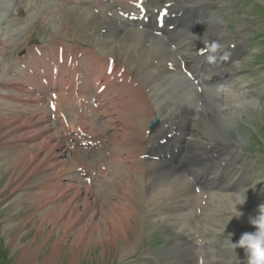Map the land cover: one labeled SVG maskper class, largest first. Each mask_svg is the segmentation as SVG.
<instances>
[{
	"label": "rangeland",
	"instance_id": "obj_1",
	"mask_svg": "<svg viewBox=\"0 0 264 264\" xmlns=\"http://www.w3.org/2000/svg\"><path fill=\"white\" fill-rule=\"evenodd\" d=\"M63 1L65 0H0V42L8 44L7 55L0 57V103L2 104L0 110L4 105H8L7 108L11 113L5 118L0 117L2 122L0 163L3 166L7 163L4 161L13 163L15 159L23 163L20 167H12L10 175L5 173L6 170L0 169V264H248V250L239 246L238 241L242 234L256 231L255 226L250 223V217L257 215L258 207L264 205V0H201L202 9L205 8L202 15V29H200L202 56H197L195 63L197 72L191 74V77L188 76L196 90L202 93V101L192 106L193 111L196 112L203 108L205 95L210 92L208 88L220 90L223 87L220 81L211 83V87L206 84L212 81V76L209 75L212 71L216 70L217 73L229 71L233 73L231 76H244L252 80L249 85L251 90L257 93L255 95L257 105L247 109L241 107L240 109L243 110L241 116H234L236 124L231 125L225 133L226 138L236 141L241 146L249 162V166L242 165L243 162H239L240 165L236 166L235 163L231 165L228 161L225 176L228 175L227 173H232L244 177L246 184L241 185L239 180L240 183L232 191L237 200H220L203 194L199 197L204 212L209 209L206 206L213 205L209 209L211 215L207 218L212 220L206 221L210 240L206 241L207 246L200 251H195V248L189 246L182 252L175 245L174 237L167 232L165 224L153 219L146 211L140 243L129 256L124 257L118 255L116 251L106 252L107 247L105 249L106 245L101 241L102 239L99 235L94 236L99 225L108 222V217H111L115 211L114 207L120 206L123 202L121 198H124L126 192L124 187L131 186L133 181L141 186V181L139 184L137 181L138 174L143 175V178L146 174L145 168L141 167V160L145 158L144 156L149 157L148 153L142 155L145 134L158 131L160 128V123L153 127L156 118H151L150 112V116H146L145 111L139 114L135 109L136 105H131L133 103L131 95L134 89L144 86L162 95L163 90L170 87L173 77L159 73L158 70H151L147 75L145 67L142 69L144 63L137 62L136 65L132 63L130 66L121 60L117 61L116 64L119 63V66L112 69L107 79L101 78L96 83V75H99L98 67H92L95 65V59L90 53V44L93 45L95 41L88 42L86 36H83V27L75 29L79 24L76 18L80 17L77 5L82 3L81 1L92 0H66L73 5L71 6L73 10L68 15L63 13L62 8L65 3ZM130 1L132 0L126 2ZM191 1L199 0L187 2L193 4ZM114 9L116 8L110 7L115 15L117 10L114 12ZM147 9L152 11L154 27H161L160 30L155 27V31L161 35V32L167 28L168 18H171L168 8L164 5L161 10H166L165 13L161 10H155L153 13L154 3L151 2L147 8L145 7L142 15H148ZM120 16L122 17V13L119 14ZM145 20L144 23L148 22ZM145 24L148 26L149 23ZM216 25L218 27H215ZM169 26L175 28L173 24ZM178 26L180 24L176 22V28ZM91 28L92 25H87L86 29L91 32ZM101 32L102 36L98 37L101 44L103 36L114 39V36L119 35L109 30ZM120 40L118 43L121 42ZM0 46L2 49L3 45ZM145 46L148 51L145 50V59L148 55L152 61L166 60L163 46L155 43H147ZM214 47L216 49H213ZM100 51L104 54L105 49L102 48ZM82 54H86L87 57ZM227 54L232 61L229 65L220 68L222 59ZM77 60H79L81 76H76L77 69L71 76L72 69L77 67L74 65ZM99 61L103 64L110 63L108 59ZM39 62L41 63L38 64ZM120 67L122 75L126 71L134 73L130 76H116L121 74V71L116 73ZM86 68L89 71L88 76ZM105 68L103 67L102 70ZM108 68L107 63V71ZM209 68L212 71H209ZM76 77L79 80V87L85 93L80 95L81 99L83 98V108L79 111V116L70 109L66 100L61 101L60 96L57 97L63 91L75 94L73 83ZM85 82L94 84L91 85L88 93L85 92ZM57 84L61 85L62 90ZM101 88L106 92L103 90L100 93ZM96 93H100L98 101H85L86 97H92L93 100ZM169 94L160 97L164 105L161 113L172 116L178 107ZM97 103H102V106L97 108ZM126 103L131 105L130 109ZM232 107L231 102H226V109ZM127 113L131 115L134 113L136 117L132 115L134 119H131L133 117ZM138 115H145L149 121L148 124L146 123L149 128L146 125L143 129L146 130L145 133L143 132L144 137L143 135L137 137V133L134 135V129H131ZM79 118L82 119L79 121ZM4 119L8 122H4ZM180 119L175 120V123L183 121L184 117L181 116ZM191 120L199 126L193 133V141L199 149L194 148L191 152L196 153L200 150V153H206L203 141L208 140L207 130L204 128V124L208 125V119ZM123 121H127L128 125L123 124ZM176 126L181 128V125ZM170 133L175 134L176 131ZM131 141L133 142L130 143ZM160 142L162 143L161 140L158 141ZM216 142L221 143V140ZM178 152L180 154L177 157L167 155V151L164 153V158L168 160L167 164H170L171 169L179 166L183 161L185 150ZM215 157L216 159L209 157L205 162H200L199 157L195 159L201 167H208L209 173L213 174L219 171V166L225 159L217 155ZM140 162L141 166H139ZM2 166L0 165V168ZM20 172L21 174L17 175ZM82 172L87 175L86 178L82 177ZM152 173L150 181L151 187L156 191L155 201L165 200L168 208H174L178 199L184 194L181 192L184 179L182 180L179 175L169 178L164 174H168V171L156 168H153ZM133 176L135 178L132 179ZM91 177L96 178L95 181L84 180ZM143 178L141 176L140 180ZM128 181L130 184H127ZM122 182L124 187L121 186ZM7 183H10L8 190H6ZM250 187L254 192L248 194ZM191 190L193 191L194 187ZM144 194L145 199L149 197L146 192ZM192 195L196 198L197 193L194 192ZM38 196L41 197L37 198ZM240 196L243 199L241 202L238 201ZM193 197L190 199H194ZM35 206L37 208H33ZM158 207H164V204L159 203ZM230 207L242 214L243 223H237L236 227L227 222L215 224L224 232L223 236H219L214 230L213 219L222 212L220 210ZM9 222H13L12 231L8 230L10 227L7 228ZM202 233L207 236L204 228Z\"/></svg>",
	"mask_w": 264,
	"mask_h": 264
},
{
	"label": "bare ground",
	"instance_id": "obj_2",
	"mask_svg": "<svg viewBox=\"0 0 264 264\" xmlns=\"http://www.w3.org/2000/svg\"><path fill=\"white\" fill-rule=\"evenodd\" d=\"M126 1H128V0H126ZM126 1L125 0H98V1L92 0L91 2L81 1L82 3L77 5V10H78V13L80 12V17L76 18L78 20L76 22H79V24L77 26H75V29L76 28L79 29L80 26L83 27L84 28V35L83 36H86V38L88 39V42L91 43V41L92 42L95 41L93 45L90 44V50H91L90 53H92V56L95 59L94 60L95 65L92 67H94V68H96V66L98 67L97 70H98L99 75H96V78H97L96 83L101 78H103V79L108 78V75H110L112 69H115L119 66L118 65L119 63L116 64L117 61L122 60V62L124 64L126 63L130 66H132V63H134V65H136L137 62H141V64L144 63L142 65V69H143V67H145L144 70H145L147 75L149 73H151L150 72L151 70H158L157 72H159V73H164L166 75L173 77L172 81L170 80L171 81V83H170L171 85H169L170 87H168V89H166V90H163L164 92L162 95L170 93L169 96L171 98H173V101L175 102V106L178 107V109H176L173 112L172 116H170L169 114L163 115L161 112H162V109L164 108V105L160 101V97H162L161 94L154 92L153 90H151V88L146 87V86H144L143 88H140L138 86L139 88L137 90L134 89V90H136L135 92L133 90V93H132L133 95H131L133 103H131V105L132 104L136 105L135 109H137L139 111V114L141 112L144 113V111H145L147 113L146 116H150V114H151L152 115V116H150L151 118L153 117V118L158 119L159 123H160V128L158 131L149 132V134H145V138H144V139H146L145 143L142 144L143 146L141 145L142 147H144V149L142 151V153H143L142 155L144 156L147 153L149 155V157L144 156L145 158L141 160L142 166H141V162L139 164V166L145 168L144 173H146L144 175L145 178H143V175L138 174L139 180H137V181H138V184L141 181V184H140L141 186L136 185L135 181L132 180L134 185L132 183L131 186L128 185L129 187H124L123 186L124 182H122L121 186L126 188L125 189L126 190L125 196H124V198L123 197L121 198V199H123V202L120 204V206L117 205L118 207L117 206L114 207L115 211H113L111 217H108L109 220L107 218L108 222H102L99 225L98 229L96 230L94 237H97V235H99L100 239H102L101 241H103L104 244L106 245L105 249L107 247L106 252H112L113 253V251H116L117 254L120 255L121 257L129 256L132 253V251L136 247H138V245L140 243V240L142 238V233L144 231V225H143L144 214L147 211L152 216L153 219H156L158 222L165 224V227L167 228V232L172 237H174L175 242L182 244L181 246H179L178 244L175 243V245H177L178 248H180L182 250V252L185 251V249H187V247H189V246L192 248H195V251H200L202 248L207 246L206 241L210 240V237L208 236L210 234V232H209L208 227L206 225V221L212 220V219H207V218L209 215H211V211H209V209L212 208L213 205L206 206V207H209V209H206L204 212L203 211L204 209H202V207H203L202 202L200 201L199 197H201L203 194V195H208L209 197H212L215 199H220V200H222V199L237 200L233 196L232 191H234L236 189L235 187L240 183L239 180H241V183H240L241 185L246 184L245 183L246 178H244V177H240L238 175L235 176L232 173H227L228 175L225 176L226 168L228 167V164H227L228 161L230 162L231 165L233 163H235L237 166V165H240L239 162H243L242 165L249 166L247 156L242 152L241 146L236 141L231 140L229 138H226L225 133L227 132L228 128L231 125L236 124V122H234V116L235 115L241 116L242 111H243L240 109L241 107L244 109H247V107L253 108V106L257 105L258 101H257V98L255 96V95H257V93H256V91H252L251 87L249 85V82L252 80H250L244 76H231L233 73H230L229 71L228 72L226 71V73H223V71L217 73V71L215 70L213 72L212 69L209 68V71H212L209 74L210 76H212V81L207 82L206 84L209 87H211L210 86L211 83H213V82L219 83V81H220V84L223 87L220 90H217V88L215 90H211L210 88H208L207 90H209L210 92L205 95L203 108L199 112L193 111L192 106L194 104H196V102L202 101V93H199L196 90L194 84L192 83V81L189 78L192 76L191 74L197 72L196 71L197 64H195V63H197V56H202V48H203V46H202V32L200 29H202L201 23H202L203 11H204L203 9H205V8L202 9V1L201 0H199L200 2L199 1H194V2L191 1V3H193V4H189L190 2L189 3L187 2L189 0H143V5H142L143 11H141V9L136 6L137 3L139 2V0H132L130 2H126ZM63 2H65L63 5V8H62V9H64L63 13L65 15H68L73 10V8L71 7L73 5H71V3L69 1H66V0ZM151 2L154 3L153 13L155 12V10H161L162 8H164V5H165V7L168 8V11H169L168 12L169 17H171L170 19L168 18L167 28H165L161 32V35H159V33H157V31H155L156 26L154 27L153 19L151 16L152 11H150L151 9L150 10H148L149 8L147 9L148 15H146V16L142 15V13L145 11V7L147 8V5L151 4ZM169 5H171V6L169 7ZM110 7L116 8V9H114V12L117 10L115 15L112 13L113 11L110 10ZM74 8H76V7H74ZM161 11H163L165 13L166 10L163 9ZM120 13H122V17L121 16L119 17ZM160 15H162V14H160ZM149 16H150L151 20H150ZM214 16H215V14H214ZM173 17H175V19H173ZM217 17H219V16L217 15ZM66 18L68 19V17H66ZM146 18H149L148 26H146V24H145L146 22L144 23V20ZM69 20L71 21V18ZM72 20L74 22V19H72ZM178 20H180V26H178L176 28V22ZM140 24H141V27H140ZM170 24H173L175 26V28H170L172 26V25L169 26ZM87 25H92L91 32H89V30L87 31V29H86ZM215 27H218V25H216ZM104 30H107V31L109 30V31L114 32V33H119V35L117 34L116 36H114L115 37L114 39L108 38L107 36H103V38H102L103 41L101 44L98 37H99V35H101V33H102L101 31H104ZM82 31H83V29H82ZM118 40H120L121 42L118 43ZM144 42L146 44L147 43H155V45L159 44V45L163 46L165 48L166 60H164V61H160V60L159 61H155V60L152 61L151 60L152 58L150 59L148 55H147V58L145 59L144 56H145V52L147 51V49L145 46L146 44H144ZM139 43H141V44H139ZM229 43H233V42H229ZM0 45H3L2 49H0V57L6 56L7 55L6 50L8 48V44L1 41ZM61 45H63V44H61ZM120 46H123V47L120 49L119 48ZM0 48H1V46H0ZM102 48L105 49V51H103L104 54H102V51H100ZM92 49H93V51L94 50L95 51L93 52ZM148 49H150V48H148ZM213 49H216V48L214 47ZM204 51L210 52L211 50H204ZM218 52H220V51H218ZM151 53H152V51H151ZM162 54H163V52H162ZM151 55H150V57H151ZM82 56L87 57L86 54H82ZM153 57H155V56H153ZM102 58H104V60L105 59L110 60V63L107 62L109 64L108 71H107V63L105 62L103 64V62L99 61L100 59H101V61H104ZM155 58H157V57H155ZM230 58L231 57L228 54L225 57H223L222 63L220 62L221 65L219 67L221 68L222 66L229 65L230 62L232 61V59L230 60ZM234 61L235 60H233V63H234ZM40 63L41 62H39L38 64H40ZM78 63H79V60H77L75 62L74 65H77V67H74L72 69V73H71L72 75L71 76H73V74H74L73 72L76 69H77L76 76H81V74L79 73L80 65ZM87 63L91 64V62H89V61H87ZM103 67H106L105 70H102ZM28 68H30V67H28ZM31 68H33V67H31ZM125 68H126V66H125ZM136 68H138V67H136ZM138 69L141 71L140 68H138ZM34 70H36V69L34 68ZM120 71H121V74H116V76H130V74H131L129 71H128L129 73H127V71H126V73L125 74L123 73V75H122V68L121 67H120L119 71L116 73H119ZM10 72H12V71H10ZM46 73H43V74L46 75ZM86 74H87V76L89 74V71L87 70V68H86ZM158 75H160V74H158ZM153 76H155V75H153ZM148 78H150V77H148ZM168 79H170V78H168ZM126 80H128V79H126ZM153 81H151L152 84H153ZM43 84L45 85V80H43ZM57 85L62 90L61 85H59V84H57ZM85 85H86L85 86V88H86L85 92L86 93L90 92L91 85L94 86V84L89 83V82H85ZM104 85H106V84L104 83ZM79 86H80L79 80L76 77L75 81L73 83V87H74L73 90H74L75 94L71 93V92L63 91L61 94L65 93L64 95L61 96V94H59L57 96V97L60 96L61 101H62V99L66 100L68 105H70L69 106L70 109L75 111L76 114L78 113V116H79V111H81L83 108V98L81 99L80 95L82 96V94H85V93H83L84 91H82V89ZM148 86H150V85H148ZM102 91L106 92V90L104 88L100 89V93ZM158 92H160V91H158ZM40 93H42V92H40ZM100 93H96V97H94L93 100H92V97H86L85 101L86 100H88V102L98 101L97 99L99 98L98 95ZM129 95H127V97ZM131 97L130 96L128 97L129 100H131L130 99ZM170 99H169V101H170ZM226 102H231L233 104L232 109L231 108H228V109L225 108ZM101 104L102 103H99V104L97 103V106H98L97 108H100L102 106ZM126 105H128V104L126 103ZM131 105L129 104L127 107L129 108ZM148 106H150V107L148 108ZM7 107H8V105H4V108H2V110H0V113H1L0 117L5 118L6 116H8V114L11 115V113H9V109ZM132 109H133V107H132ZM135 109H133V110H135ZM97 111H99V110H97ZM125 111H127V110H125ZM127 112H130V111L128 110ZM149 112H150V114H149ZM130 113H127V114L130 116H132V115L135 116L134 113H137V112L134 111V113L132 115ZM167 113H168V111H167ZM130 116H129V119H130ZM146 116L145 115L144 116L138 115L136 118V122L130 121L131 123L132 122L135 123L134 125L132 124L133 126L131 129L135 130V131L133 130V132H134V135L137 133L136 134L137 137H138V135H140V136L143 135V137H144V133L146 132V130H143V129L148 124L147 123L148 119L146 118ZM181 116L184 117V120L181 122L175 123V120H178V121L181 120L180 119ZM126 117H127V115H126ZM81 119L82 118H79L78 120L80 121ZM131 119H134V117ZM191 119H198V120L199 119H201V120L208 119V125L204 124V128H206V130H207L208 140L205 141L203 139L204 140L203 145L207 150L206 153H200L199 152L200 150H198V152H196V153L194 151H193L194 153L191 152V150H193L194 148L199 149L197 147L196 143L193 141V136H194L193 133L196 132V129L199 126H197L195 121H192ZM3 121L8 122V121H5V119ZM127 121H125V122L123 121V124L126 123ZM40 122H41V120H40ZM1 123L2 122H0V124ZM176 125H181V128L176 126ZM147 127H148V125H147ZM148 128H146V129L148 130ZM154 130H156V129H154ZM175 131H176L175 134L170 133V132H175ZM126 132L127 131H125V133ZM123 137H124V135H123ZM133 139H135V138H133ZM160 140L162 141V143L161 142L158 143V141H160ZM216 140H221V143L216 142ZM128 141H129V139L127 140V142ZM132 142L133 141H131L130 143H132ZM130 143H129V145H130ZM142 147H141V149H142ZM115 150H117V149H115ZM135 150H137V149H134V151ZM152 150L155 151V153H153ZM180 150H182V151L185 150V153L183 155V161L179 164V166L177 165L175 168H172V169L169 168L170 164L169 165L167 164L168 160H165L164 153L167 151V153H166L167 155L171 154V156L177 157L178 154H180V152H178ZM210 150H211V153H210ZM216 155L220 158L225 157V159L222 160V162H221L222 165L219 166V171L215 172L213 174L209 173L208 167H206V166L201 167V165H199V163L195 159V157H199L201 159V160H199L200 162H205L206 161L205 159H207L209 157L216 159V157H215ZM130 159H132V158H130ZM4 162H7V163L4 164L3 166L0 163V165L2 166L0 169L2 171L6 170V172H5L6 174H8L10 172V170H12V167H14V166L20 167L23 164L22 162L19 161V159H17V160L15 159V161L13 163H8L9 161H4ZM24 165H25V163H24ZM153 168L168 171V174H166V173H164V174L169 178H172V177H175L176 175L177 176L179 175L182 177V180L184 179L183 184L181 183L183 188H181L182 190L180 189L181 192H184V194L182 193L183 194L181 196L182 198L178 199L177 205L174 208H172V207L168 208L167 201H165V200L159 199L158 201H155L154 196H155L156 191H154V188L151 187V181H150L151 176L153 174L152 173ZM23 169H25V168H23ZM10 173H9V175H10ZM138 173H140V172H138ZM20 174H21V172L18 173L17 175H20ZM13 175H14V172H13ZM135 175L137 176V172ZM134 176L132 177V179L135 178ZM141 176L143 178L142 180H140ZM82 177L86 178L87 175L84 172H82ZM105 177H106V175H105ZM124 177H125V174H124ZM95 179L96 178L91 177V178H87L84 180L87 182L88 181L93 182V181H95ZM111 179H113V178H111ZM118 179H116V180H118ZM119 180L125 181L124 179H119ZM11 181H13V179ZM8 184H10V183L6 184L7 185L6 190L9 189ZM110 184H113V183L110 182ZM110 184H109V186H111ZM127 184H130V182ZM192 187H194L193 191L191 190ZM165 188L167 189V187H165ZM186 188L187 189L190 188V190H187ZM122 192H124V190ZM144 192H146L147 195H149V197H147L146 199L143 197L145 195ZM194 192H195V194L197 193L196 198H194L192 195V193H194ZM247 192H248V194L253 193L254 189H252V187H250ZM3 193H5V192H3ZM38 195H40V194H38ZM39 197H41V196H38L37 198H39ZM191 197H193L194 199H190ZM242 200L243 199L240 196L238 198V201L241 202ZM159 203H163L164 207H158ZM33 208H37V206H35ZM198 208H199V210L197 211ZM201 209H202V211H201ZM52 210H54V209H52ZM220 211H222V212L213 219L214 230H215L217 235H219V236L224 235V232L219 230L217 228V226H215V224H217V223L227 222L233 227L234 226L236 227L237 223H241V224L243 223L242 214L238 213L235 209H233V207H230V209H224V210H220ZM202 213L204 215H202ZM12 223L13 222H9V224L7 225L8 226L7 228L10 227L8 229L10 231H12V229H11ZM22 224L21 225L24 226L23 222H22ZM203 228L205 229V233L207 234V236H204V233H202ZM130 238H131V240H130ZM13 240H15V239H13ZM13 244H15V243L13 242Z\"/></svg>",
	"mask_w": 264,
	"mask_h": 264
},
{
	"label": "clouds",
	"instance_id": "obj_3",
	"mask_svg": "<svg viewBox=\"0 0 264 264\" xmlns=\"http://www.w3.org/2000/svg\"><path fill=\"white\" fill-rule=\"evenodd\" d=\"M256 231L242 234L238 245L248 250V264H264V205L258 207V214L250 217Z\"/></svg>",
	"mask_w": 264,
	"mask_h": 264
},
{
	"label": "snow or ice",
	"instance_id": "obj_4",
	"mask_svg": "<svg viewBox=\"0 0 264 264\" xmlns=\"http://www.w3.org/2000/svg\"><path fill=\"white\" fill-rule=\"evenodd\" d=\"M142 5H143V0H139V2L137 3V7L138 8H140L141 9V11H143V7H142ZM190 75V74H189Z\"/></svg>",
	"mask_w": 264,
	"mask_h": 264
},
{
	"label": "water",
	"instance_id": "obj_5",
	"mask_svg": "<svg viewBox=\"0 0 264 264\" xmlns=\"http://www.w3.org/2000/svg\"><path fill=\"white\" fill-rule=\"evenodd\" d=\"M156 124H157V123H154V125H153V126H156Z\"/></svg>",
	"mask_w": 264,
	"mask_h": 264
}]
</instances>
